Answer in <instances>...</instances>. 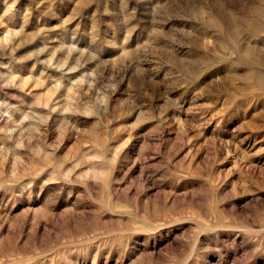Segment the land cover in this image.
I'll return each mask as SVG.
<instances>
[{
    "label": "rangeland",
    "instance_id": "1",
    "mask_svg": "<svg viewBox=\"0 0 264 264\" xmlns=\"http://www.w3.org/2000/svg\"><path fill=\"white\" fill-rule=\"evenodd\" d=\"M0 264H264V0H0Z\"/></svg>",
    "mask_w": 264,
    "mask_h": 264
}]
</instances>
